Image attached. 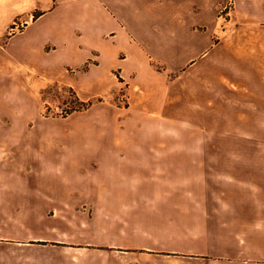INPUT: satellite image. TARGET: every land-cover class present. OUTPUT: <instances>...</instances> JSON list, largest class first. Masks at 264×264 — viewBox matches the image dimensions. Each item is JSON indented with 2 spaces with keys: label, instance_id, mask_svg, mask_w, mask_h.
Listing matches in <instances>:
<instances>
[{
  "label": "crops",
  "instance_id": "0c3cea01",
  "mask_svg": "<svg viewBox=\"0 0 264 264\" xmlns=\"http://www.w3.org/2000/svg\"><path fill=\"white\" fill-rule=\"evenodd\" d=\"M228 1L0 0V40L24 16L0 44V264H264V165L169 145L201 132L171 113V77L213 53L264 75V35L235 33L264 29V0L221 17ZM69 70L97 98L68 116L82 130L43 115L33 82ZM236 88L217 85V118Z\"/></svg>",
  "mask_w": 264,
  "mask_h": 264
},
{
  "label": "rangeland",
  "instance_id": "374dc122",
  "mask_svg": "<svg viewBox=\"0 0 264 264\" xmlns=\"http://www.w3.org/2000/svg\"><path fill=\"white\" fill-rule=\"evenodd\" d=\"M227 16L229 15H224V17ZM22 20H24L23 15L15 19V22L7 28V36L0 40V44H5L7 37L22 27ZM235 33L241 37L262 36L264 29L240 27ZM243 41H246L244 42L246 46L263 44L258 42L260 39H252L251 42L249 40L247 42V39ZM222 67L213 53L212 56L195 63L180 76L171 77L175 79L171 83V113L183 117L176 119L186 120L194 128H198L201 135L193 136V141L190 142L186 133L181 132L177 135L181 137V140L178 142L170 140L169 145L190 143V145H197L196 142L200 136H203L202 145L208 149L209 163L253 164L258 168L264 165V75L230 76L223 73ZM73 74L74 71L69 70L64 75L35 73L33 76V82L38 85L43 97V115L59 117L65 131L73 130L78 125L81 130L85 129L82 119L68 118V116L75 111L88 108H74L81 105L78 101V92L63 80L64 77L73 76ZM233 77L237 85L235 106L224 108V118H217V115L219 116V110L217 114L216 107L217 85L226 84ZM241 90L244 91V96ZM118 98L126 100L124 90L120 92ZM96 99L89 100L93 102ZM211 185V192L216 193L219 188L214 180Z\"/></svg>",
  "mask_w": 264,
  "mask_h": 264
},
{
  "label": "built area",
  "instance_id": "2783aa9c",
  "mask_svg": "<svg viewBox=\"0 0 264 264\" xmlns=\"http://www.w3.org/2000/svg\"><path fill=\"white\" fill-rule=\"evenodd\" d=\"M233 5V0H229L228 3L224 6V8L220 11V16L224 17V15H229V12L231 11Z\"/></svg>",
  "mask_w": 264,
  "mask_h": 264
},
{
  "label": "trees",
  "instance_id": "16d2710c",
  "mask_svg": "<svg viewBox=\"0 0 264 264\" xmlns=\"http://www.w3.org/2000/svg\"><path fill=\"white\" fill-rule=\"evenodd\" d=\"M78 101L81 103V105L74 107L75 109H80L81 107L82 108H87V107H89L92 104V102L90 100L85 102V101H83V100L78 98Z\"/></svg>",
  "mask_w": 264,
  "mask_h": 264
}]
</instances>
